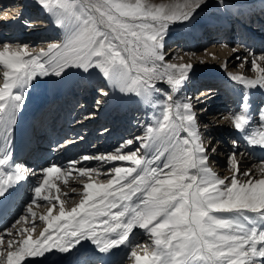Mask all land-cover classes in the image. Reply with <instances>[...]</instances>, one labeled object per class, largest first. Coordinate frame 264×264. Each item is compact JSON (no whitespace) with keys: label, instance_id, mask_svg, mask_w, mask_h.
Segmentation results:
<instances>
[{"label":"snow or ice","instance_id":"obj_1","mask_svg":"<svg viewBox=\"0 0 264 264\" xmlns=\"http://www.w3.org/2000/svg\"><path fill=\"white\" fill-rule=\"evenodd\" d=\"M38 2L58 17V25L66 29V42L52 46L62 48L63 54L49 59L47 67L40 62V56L25 59L30 55L26 46L10 51L5 43L0 51V63L10 70L4 72L5 83L0 89V198L26 178L19 165L12 170L4 167H12V126L23 103L22 95L12 94L13 88L23 89L37 76L52 73L60 77L73 66L85 72L99 69L121 90L146 98L151 97L153 90L159 91L154 82L163 81L165 76L173 88H178L193 66L172 63L158 66L157 61H164L158 49L168 23L188 20L204 0H191L185 5L186 11L170 15L164 12L163 5L154 7L142 0ZM258 60H264V56L251 60L253 69L259 72L256 79L243 75L230 78L249 89L258 85L264 88V67ZM101 95L108 93L101 90ZM162 107V122L155 129L149 127L148 133L158 138V144L166 145L165 150L155 148L150 158L147 153L139 154V149L95 157L102 161L131 162L134 166L114 168V176L106 182L84 183L80 203L67 212L61 203L58 215L42 216L48 225L39 234L42 239L33 241L29 236L20 240L18 250L7 253L8 264H20L25 258H43L53 250L68 253L83 240H90L100 253L128 243L132 264H264V167L259 178L251 169L240 172L234 152L230 156L233 174L219 178L205 166L207 149L195 130L196 113L191 103L174 104L173 98L166 96ZM260 117L264 124V108ZM232 121L236 130L244 131L250 118L235 114ZM180 132L186 135L181 137ZM141 139L136 137L135 142ZM247 142L264 148V131L247 136ZM133 143L129 139L121 147ZM233 146L236 147V141ZM141 147L154 146L145 143ZM92 171L81 168L79 174L91 181ZM60 172L55 165L44 168L41 173L44 180L35 187V196L41 197L46 185L56 187L49 183V178ZM42 199L48 201L49 197ZM28 211L32 212L31 206ZM135 228L150 235L152 246L132 245L130 236ZM49 229L59 235L55 238L51 233L45 235ZM13 243L16 242L9 241V247Z\"/></svg>","mask_w":264,"mask_h":264},{"label":"rangeland","instance_id":"obj_2","mask_svg":"<svg viewBox=\"0 0 264 264\" xmlns=\"http://www.w3.org/2000/svg\"><path fill=\"white\" fill-rule=\"evenodd\" d=\"M131 2L134 3L135 0H131ZM142 2L154 7L163 5L164 12L170 15L172 14V12H176L177 14H179L180 12L186 11L187 9L185 8V5L190 4L191 0H142ZM39 4L40 3L38 2V0H0V51L3 50L5 43L8 44L10 51L23 49L26 46V49L30 54L34 53L36 56H40V61L46 63L47 60L46 62L42 60L41 50H43V52H46L47 50H49L51 45H63L66 42V30L62 26L58 25L57 20L55 19L53 14L48 17L45 14L46 7ZM232 6L235 8H231ZM52 7L56 8L57 6L53 5ZM1 9L7 11L3 13H12V17L10 18L9 16L7 17L5 15L2 16L1 14L3 13L1 12ZM232 9L235 15H237L242 9L241 14L238 15H242L240 19H245V22H247V24H253L257 19L262 20L264 18V0H204V2L198 9H196L195 13L188 20L172 21L168 23V26L164 29L162 44L158 49V52L164 56V61H157V65L160 66L165 63H172L177 65L191 64L193 66L188 74L187 80L184 81L178 88H173V86L167 82V77L165 76L163 81L154 82L155 88L159 89V91L153 90L151 93V97L146 98L145 96L138 95L136 92L121 90L119 86L114 85V82L112 80L111 85L105 84L106 77L103 76L102 72L99 69L92 68L87 72L83 71V77H81L76 82L73 93L71 94L72 101L70 98V94L66 97V99L69 101V107L66 108V112L67 114H69V116L71 115V118H67V120H65L64 122L68 123H66L64 127L65 130L62 129V131L64 132L63 139H60L58 136H52L50 132H47L44 139V142H46V144H44L43 146H45L46 149L47 147L50 148L49 150H47V153L41 155L44 157L43 162L40 160L34 161L38 163L40 162V165L38 166V168L42 167L40 171L42 172L44 168L53 165L60 167L61 171H64V169H66V167H61L62 163H60V158H63L64 154L66 155L68 153H65L63 152V150L58 149V141L61 145L70 143L79 148L77 152H73L69 155L68 158L70 161H74L79 154H82V150L84 149H86L87 151H90L92 149V151H95L96 149H98L95 152L107 155L128 154L139 149V154L143 155L147 153L149 158L151 156V153L155 151V148L165 150L167 146H161L160 144H158L156 142V139L158 138L154 139V134H149L148 128L152 127L155 129L158 127L159 122H162V113L164 110L162 107V103L165 101L166 96H171L173 98L174 104H182L185 102L191 103L192 111L196 113L195 125L198 127L197 132L203 142V147L207 149L206 154L209 158L206 162L209 165L208 168L213 173H215L216 176H218L219 169L216 170L217 167H214L215 165L212 166L211 164L214 158V152L215 155L219 154L216 151V148L219 145H223L224 147L228 146V143L231 142L230 138H232V133H247V129H245L244 131H239L235 129L234 125H231L228 128L230 129L231 134L227 135L220 129V131L215 130L216 128L214 129V127H216L219 122H214L215 119H212L211 117L213 111H215L214 109H216L217 107L216 105L218 104L219 106V104H221L223 109L225 108V110L227 111H232V109H234L235 114H245L247 105L243 101L246 96L245 94H248L250 95L253 104L256 103V101L258 103L261 102L260 104L257 103L255 105V107H257V113L255 114L256 116L258 115L259 117L260 110L264 108V96L262 98L263 100L260 98L258 99L254 94L255 87L253 89H247L246 87H244L245 85L241 83L231 84L226 82H211L208 86L214 84L219 86V89L221 91L219 97L209 100H200V102L196 100L199 95L198 90L201 87V83L205 82L202 80V78H200L201 76H198L199 74L202 73L203 75H205L207 73L210 74V72L220 73L222 71H228L227 67L221 70L216 68L219 64H221V59H219V62L217 63L208 64V62L202 61L200 57L197 58L198 55L200 56L202 53H204L203 49L205 47L211 46V43L216 44L218 42H225L228 50H224V55L228 56V58L229 56L233 58L236 57L235 63L247 72L245 73L246 77L250 79H256V77L259 75L258 70L253 69L251 60L253 59L252 57H260L262 55L255 54L254 56H251L249 60L247 52H240L239 50H236V47H241L242 44L243 46L247 45L246 39L240 40L238 46L236 45L234 38L232 39L234 35L237 36L238 34V32L235 31L237 22L231 20L228 30L223 29V27L219 25V21L217 18L224 15L229 16ZM11 23H13V25L9 26V24ZM202 23H206L202 29H195ZM9 32L10 34H12V36H8ZM170 50L172 51L171 53ZM62 54L63 49L61 48L59 49V51L57 50L53 57H57ZM26 58L29 59L28 57H25V59ZM246 58L247 61L245 62ZM257 62L261 67H264V60H258ZM47 66L48 64L46 63V67ZM74 67L75 66L66 69L62 75L67 74ZM5 71L10 72L9 69H7L2 63H0V89H3L5 83V78L3 75ZM90 71H97V74L94 78H91ZM55 78H57V76H54V74L52 73L47 75L46 85H49L50 87V84ZM11 79L12 77L10 76L9 82L11 81ZM26 86L23 89H13H16L15 91H17L19 95H22L23 100H25V102L27 103V99L29 98L28 90H30L29 83ZM256 87L264 90V88H261L259 85ZM50 89L51 88L48 89V92ZM101 90L107 92L108 95H101ZM235 98L237 101H232V99ZM127 99L129 100L131 106L129 107L127 112L123 111L122 116L118 118V115L122 110L120 104L123 100L124 102L127 101ZM97 101H99V104H97ZM113 101V106H117H115V109L111 112L110 115H108V113H110V108L108 109V106L110 102ZM50 108L52 109V105L50 106ZM23 109H25V107L21 106V112H17L16 116H20V114L18 113H22ZM181 111L183 110L181 109ZM102 112L105 113L103 114ZM174 112L175 108H173V113ZM16 116L15 122L16 118L18 119V117ZM89 116L91 118H88ZM102 116H107V118L104 117L106 120L100 122L99 119ZM205 122L207 123L206 125L203 124ZM15 124L16 123H14L13 130L15 129ZM46 129L51 130V125L47 126ZM261 131H264V124L262 128H258V131L251 130L250 135L259 133ZM180 136H185V132H180ZM136 137H141L142 139L139 142H135ZM245 138L247 140V137ZM129 139L134 140V143L132 145H125L124 147H121V145ZM234 140L236 139L234 138ZM52 142L54 143L50 146V143ZM105 142L106 146L103 148ZM145 143L152 144L154 147L151 149L141 147V144ZM54 145L57 147V150ZM212 149H215V151H212ZM68 150L69 149H66V152H68ZM117 150H119V152ZM41 152L42 151H40L39 154H41ZM167 154L168 153L166 152V155ZM34 156H38V154L35 153ZM38 157L40 158V156ZM163 159L164 158H162V160ZM23 162L25 164V168L32 169V167L34 166L29 164L25 159H23ZM109 162L111 161H105L101 163L102 165L98 163L96 165L95 163L93 164L94 166H90V168H87L88 170H94L91 172V181H89V178L87 177L80 176L76 178L79 182V184L77 185L78 187L69 190L67 194L68 196H64L65 205L63 204V206L65 210L68 209V211H70L72 207H76L80 203L83 197L84 183L98 181L106 182L108 179H111L114 176V171H112L114 168L134 166L130 162V164H128V162L125 161H119L116 164L112 165H108ZM16 163L17 162L14 163V166H16ZM97 168H99V170ZM101 169H104L103 171L104 173L106 172V175H102L103 171ZM30 171L31 170L29 169V172ZM219 175L223 176L225 174L223 172ZM255 175L256 178H259L260 170L256 172ZM237 176L241 180L244 179V177H241L239 174ZM30 177L32 178V175H30ZM39 177H42V179L44 180V176L42 174L41 176L39 175ZM63 177L65 176L61 175V177L59 178V175L55 174L49 178V183L56 184L55 181L57 180H59V183L60 179H62ZM55 190V187L49 188L47 186L42 190L41 197L48 196V201L44 199L42 200V198L40 197L35 200V203H32V196H35V194L29 195V199L27 198L21 205V207H19L13 213V215H11L8 220H6L0 226L2 228L1 230L9 231L18 227L21 228L22 225H26L23 221L24 218L28 217L32 213H35L40 219L36 223L29 226V229H34V227H36L37 225H42L45 220H42L41 217L50 215L52 213L51 212L49 214L48 209L52 208L53 211V209L57 208L54 203L55 201L51 200L52 198L55 199L56 197L57 191ZM29 206H31L32 212H28ZM58 214L59 210L57 211L56 215ZM142 235V239L133 242L132 245L139 244L152 246L150 235L146 234L145 232H142ZM9 238V236L5 237V243L7 245L10 241H8ZM136 250H139L140 254H142L140 248H136ZM130 251L131 247L129 248V251H127V255H125V257L119 262V264H132V260L129 258Z\"/></svg>","mask_w":264,"mask_h":264},{"label":"bare ground","instance_id":"obj_3","mask_svg":"<svg viewBox=\"0 0 264 264\" xmlns=\"http://www.w3.org/2000/svg\"><path fill=\"white\" fill-rule=\"evenodd\" d=\"M39 5H41V4H39ZM231 8H235V7L232 6ZM241 10L238 13L239 15L241 14ZM5 11L6 10H2L1 12L3 13ZM11 14H9V12H8V13H3L1 15L2 16L5 15L7 17L9 16L11 18L12 17ZM45 14L49 17L53 14V12L50 11L48 8H45ZM238 14L235 15V13H233V9H232L231 14L229 16L224 15V16L217 18L219 21V25L221 27H223V29L228 30L229 23H231V20L236 21L237 27H236L235 31L238 32V34H237V36L234 35V37H232V39L234 38V41H235L237 46L239 45L240 40H243V39H246V44H247L246 46H243V44H242L241 47H236V50H239L240 52H247L249 60H250V57L254 56L255 54L264 56V20H263L264 18L262 20L257 19L253 24H251V23L247 24V22H245L246 21L245 19H243V20L240 19V17L242 15L239 16ZM54 17L56 20H58V17L56 15H54ZM205 24L206 23H202L201 25L197 26L195 29H198V28L202 29L205 26ZM12 25H13V23L9 24V26H12ZM243 30H244V36H243ZM8 34H9L8 36H12V34H10V32ZM52 46L53 45H51L49 50L44 52V55H42V60H44L45 62H46V60L48 61V59L53 57L55 55V53L57 52V50L59 51V49L53 48ZM211 46L205 47L203 49L204 53H202L200 56L198 55L197 58L200 57L202 61L208 62V64L209 63L210 64L217 63V62H219V59H221V61H222L221 64H219L218 67H216V68L221 70V69H224L225 67H227L228 71L227 72L222 71L220 73L219 72H217V73H211L210 72V74L204 73L205 75H203L201 73L198 75V76H201L200 78H202L203 81H205L204 83H201V87L198 90L199 95H198L196 100H198L199 102H200V100H204V99L209 100V99H214V98L219 97V94L221 92L219 89V86L215 85V84L208 86L211 82H213V83H215V82H218V83L219 82H226V83H231V84H240V82L234 81L230 77L233 75L245 76V73H247L245 70L240 68V66L238 64L235 63L236 57L233 58V57L229 56V58H228V56L224 55V50H228L225 42L224 43L218 42L216 44L211 43ZM208 47H210V48H208ZM234 51H235V49H234ZM171 52L172 51L170 50V53ZM32 55H35V54L34 53L30 54L28 56V58H31ZM40 62H42V61H40ZM42 63H44V62H42ZM90 72H91V74H90L91 78H94L97 74L96 73L97 71H93V72L90 71ZM177 75H178V73H177ZM254 76H256V75H254ZM81 77H83V70L79 69L77 67H74L67 74L61 75L60 77L55 78L53 80V82L50 84V87H49V85H46L47 76H44V77L37 76V77H34L29 82V86H30V90H28L29 91V93H28L29 98L27 99V103L25 102V100H23V103L21 106L22 107L24 106L25 109H23L22 113H18V114H20V116H16V117H18V119L16 118L15 129L11 133L12 141L10 144V148H11L12 153H13L12 167L9 168L7 165L4 166L5 170H12L15 168L14 163L17 162L16 165L20 166L21 174H26V178L24 180H21V181L15 183V184L20 185V189L23 188L22 189L23 191L21 192V190L19 189L21 194L19 195L18 199L16 200L17 204L15 205L14 208H10L9 215L7 216L6 220H8V218L11 215H13V213L19 207H21V205L24 203V201L27 198L29 199V197H30L29 195L35 194V192H34L35 187H37V186H39V184L43 183L42 177L41 178L39 177V175L41 176V173H42L40 171V169L42 167L38 168V166L40 165L39 164L40 162L38 163V162H34V161L40 160L43 162L44 157L41 155H43L44 153H47V150H49V148H50V147H47V149H46V147L43 146L44 144H46V142H44V139L46 137L47 132H50L52 134V136H58L60 139H63L64 132L62 131V129H64L66 123H68V122L64 123V120H67V118H69V117L71 118V115L69 116V114H67V112H66V107H68L69 101L66 99V97H64L63 100L60 99L58 101L57 100L59 97L58 95L61 94L63 91H65L67 88H69L68 95L70 94V98L72 101L71 94L73 93V89L75 87L76 82ZM105 80H106L105 84H107V85L112 84L111 80L108 79L107 77ZM244 87H246L248 89V87L246 85ZM49 88H51V89L48 92ZM15 90L16 89L11 90L13 95L18 94V92ZM254 94L257 96L258 99L259 98L262 99L264 96V90L259 89L258 87H255ZM245 95L246 96H245L244 101H243L247 105L245 115L250 118V123L245 126V129H247V133H244V132L236 133L235 132V133L231 134L230 129H228L229 126L234 125L233 121H232V116L235 115L234 109H232V111H227V110H225V108L223 109L221 104H219V106L217 104L216 109H214L215 111H213V113H212L211 118L215 119L214 122H219V124L216 127H214V129L216 128L215 130H217V131L220 129L226 135L227 134L232 135V138H230L231 142L228 143V146L224 147L223 145L222 146L219 145L216 148V151L219 154L215 155V152H214L213 161H212V163L210 162L212 164V166L215 165L214 167H217L216 170L219 169L218 170V177L219 178L231 177V175L233 174L234 169L232 166V161L230 159V156L234 152L236 154L237 160L239 161L237 166L240 169V172L248 171L249 169H251L254 173H256L259 170H261L262 167H264V165H263L264 164V148H261L259 146L250 145L245 138V137H247V135L251 134L250 133L251 130L258 131V128L263 127V124L261 123L260 116L258 117V115L257 116L255 115L257 113V111H256L257 107H255V105L258 102L256 101V103L253 104V102L251 101L250 95H248V94H245ZM235 100H236V98L232 99V101H235ZM113 103H114V101L110 102V104L108 106V109L110 107H112L110 109V113H108V115H110L111 112L115 109V106H117V105L113 106ZM260 103H258V104H260ZM53 104L56 106H54ZM63 104H65L66 107H64ZM51 105H52V109L50 108ZM212 105H214V104H212ZM120 106L122 107V110L120 111L118 118H120L122 116L123 111L127 112L129 107L131 106V104H130L129 100L127 99V101H125V102L123 100L121 102ZM253 106H254V108H253ZM42 110L44 113L43 119L41 121L40 120L35 121V122L32 121V127L33 128L28 135L29 139L32 138V135L34 136L33 137L34 139L32 141H33V144L34 143L38 144L36 146V147H38V149H35L33 151V153L38 154V156H40V158L38 156H33L34 155L33 153L30 156H27V158H25L26 161L28 163H30L31 165H34V166L32 167V169L31 168H25V164L21 160V159H24L23 153L19 152V150L21 148L20 132H21L22 128H25L26 122L29 119V114L32 111H35L37 114L38 111L41 112ZM102 113L104 114L105 112H102ZM107 116H104V117L107 118ZM104 117L103 118L101 117L99 119V121L103 122V120H106ZM48 118L54 120V123H51V125H52L51 130L45 129V127L43 126V122H46V120ZM63 123H64V125H63ZM73 123H75V122H73ZM203 124L206 125L207 123L205 122ZM47 125H49V124H47ZM12 127L14 128V125ZM25 129H27V127ZM197 129H198V127L195 125V130L197 131ZM185 135H186V133H185ZM13 136H15V137H13ZM234 138L236 140H234ZM234 141H236V147L233 146ZM53 143L54 142L50 143V146L53 145ZM57 144H59L61 146L59 141ZM105 146H106V142H105L103 148ZM58 149L63 150V152L68 153V154H66V155L64 154V157L60 158L61 159L60 163H62L61 167H66V169H64V171H61L60 173H57L56 175H59V178L61 177V175H64L65 177L60 179L59 183H58L59 180L55 181L56 182V184H55L56 190L55 191H57V194H56L55 199L52 198L51 200L55 201L54 203H55V206H57V208L53 209L52 213L50 214L51 216H56L57 211L60 209L61 203H63L65 205L64 196L68 194V191L75 189V187H78L77 185L79 184V182L76 178L80 177L79 170L81 168L87 169V168H90V166L91 167L94 166L93 164H95V163L97 165V163L101 164L105 161H108V160L102 161V160L95 159V157L107 155V154L95 152L98 149H96L95 151H92L93 149L90 151H87L86 149H84V150H82V154H79L74 161H70L68 157L71 153L77 152L79 150V148L77 146L69 143V144L62 145V147H59ZM66 149H69L68 152H66ZM56 150H57V147H56ZM40 151H42L41 154H39ZM249 152H251V153H249ZM65 156H67V157H65ZM85 156L89 157V159H84ZM117 162H119V161H111V162H109V164L108 163L107 164L112 165V164H116ZM130 163L128 162V164H130ZM73 164L75 165L74 167H73ZM152 166H156V165L153 164ZM205 166L206 167L209 166L207 164V162H206ZM101 168H102V166H101ZM29 169L31 170L30 172H29ZM97 169L99 170V168H97ZM223 172L225 174V175H223L224 177L222 175H219ZM104 174L106 175V172L104 173V171H103L102 175H104ZM30 175H32V178L30 177ZM74 193H75V191H74ZM57 197H58V199H56ZM2 198H0V199L2 200ZM37 198H40V197L32 196L31 201L37 200ZM39 201H40V199H39ZM65 211L67 212L68 209H66ZM39 219L40 218L37 215L33 216L32 214H30L28 217L24 218L23 221L26 225H24V226L22 225L21 228L18 227L16 229H11L9 231H5V230H1L2 228L0 227V241H2V242H0V264H8L7 253L9 251H17L18 247H19V241L20 240L26 239L29 236L32 238L33 241L42 239L39 234H40V232H43L48 227L47 221L43 222L42 225H40V226H38L36 224L37 226L34 227V229H29V226L36 223ZM2 221L0 222V225L2 224ZM24 223H22V224H24ZM95 223H97V225H99V221H96ZM97 230L98 231L100 230L99 227L97 228ZM140 231L145 232L144 230L139 229V228H135L133 230V234H131V236H130V240L132 243L136 242L137 240L142 239L143 235H142V232H140ZM31 232H33V233H31ZM50 233L53 234L54 238L56 237V235H59V233H56L54 229H49L48 233H45V235H48ZM7 236L10 237L8 239V241L10 240V241L16 242V243H13L11 247H9V244L7 245L5 243L6 242L5 237H7ZM130 247H131V245L126 243L125 245H121L118 248L110 249V251L108 253H100L98 251L97 246L95 244H93L90 240H83V241H81V243L79 245H77L74 249H72L68 253H62V252H59L57 250H53L52 252L46 254L45 257H43V258H25L24 260H22L20 262V264H119V262L125 257V255H127V251H129ZM4 249H6V250H4ZM140 251L142 252V250H140ZM138 252H139V250H138ZM142 254H143V252H142ZM125 264H130V263H125Z\"/></svg>","mask_w":264,"mask_h":264}]
</instances>
